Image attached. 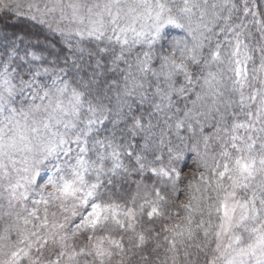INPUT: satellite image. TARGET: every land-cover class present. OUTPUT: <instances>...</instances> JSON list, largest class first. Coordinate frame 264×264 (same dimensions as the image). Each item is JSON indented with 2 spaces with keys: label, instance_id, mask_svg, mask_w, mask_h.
Masks as SVG:
<instances>
[{
  "label": "snow or ice",
  "instance_id": "obj_1",
  "mask_svg": "<svg viewBox=\"0 0 264 264\" xmlns=\"http://www.w3.org/2000/svg\"><path fill=\"white\" fill-rule=\"evenodd\" d=\"M0 264H264V0H0Z\"/></svg>",
  "mask_w": 264,
  "mask_h": 264
},
{
  "label": "trees",
  "instance_id": "obj_2",
  "mask_svg": "<svg viewBox=\"0 0 264 264\" xmlns=\"http://www.w3.org/2000/svg\"><path fill=\"white\" fill-rule=\"evenodd\" d=\"M23 25H21V27H22ZM11 31V30H10ZM186 163H187V168H186V173L187 174H191V172L195 169V162H194V159H192V158H189L187 161H186Z\"/></svg>",
  "mask_w": 264,
  "mask_h": 264
}]
</instances>
